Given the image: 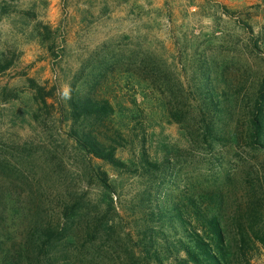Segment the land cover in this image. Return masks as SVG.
<instances>
[{"label": "rangeland", "instance_id": "1", "mask_svg": "<svg viewBox=\"0 0 264 264\" xmlns=\"http://www.w3.org/2000/svg\"><path fill=\"white\" fill-rule=\"evenodd\" d=\"M2 4L10 15L0 16V56L14 64L0 73V211L11 257L18 255L32 224L62 219L64 205L76 197L83 203L75 224L83 225L88 218L115 226L110 238L103 232L96 242L95 250L106 253L95 264L125 260L138 232V212L131 207L149 188L163 199L168 194L183 196L192 188L202 193L218 187L227 199L224 227L231 229L235 219L245 218L250 200L264 197L263 154L244 145L214 151L195 147L160 101L169 106L192 99L194 72L199 63L214 59L225 66L223 81L230 94L242 85L235 118H243L264 76V0H3ZM30 9L37 14L36 23L59 29L54 56L34 37L35 21L19 17ZM146 72L160 76L156 90L138 84ZM99 73L107 76L96 87L100 95L127 108L136 98L142 108L133 112L137 115L133 129L126 130L135 145L121 149L118 157L134 161L144 146L152 159H170L174 165L170 172L180 189L155 178L151 185L145 184L146 180L119 175L93 161L117 185L116 195H109L87 173L91 162L68 140L69 124L60 103L72 85L84 88ZM29 80L46 92L55 90L48 106L33 99ZM192 119L193 114L186 116L187 123ZM112 201L118 214L108 207ZM79 246L65 250V260L92 264L94 259H85ZM248 257L251 264H264V247L257 243ZM0 264H5L4 256Z\"/></svg>", "mask_w": 264, "mask_h": 264}, {"label": "trees", "instance_id": "2", "mask_svg": "<svg viewBox=\"0 0 264 264\" xmlns=\"http://www.w3.org/2000/svg\"><path fill=\"white\" fill-rule=\"evenodd\" d=\"M2 2L0 16L7 17L10 11ZM222 9L232 17L233 13ZM19 17L35 21L32 30L34 37L54 56L59 29L42 22L36 23L37 14L32 9L20 13ZM252 30L249 27L251 34ZM261 41L264 46V40ZM254 45L258 47L257 42ZM13 65V61L4 54L0 56V73H5ZM224 68L214 59L199 63L194 72L196 86L191 94L193 102L192 99H179L168 106L164 99L160 101L169 117L186 131L187 138L195 147L214 151L229 145H244L249 151L264 155V76L250 98L245 116L236 120L239 90L243 88L239 85L235 94L228 92L229 84L223 81ZM159 78L146 72L138 84L156 90V82L161 81ZM106 79L105 74L99 73L84 88L72 85L64 103H60L62 115L66 116L69 124L68 140L83 158L91 162L86 168L87 173L109 195H116L117 185L106 172L93 165V161L110 166L119 175L146 180L145 184L151 185L153 181L150 179L155 178L164 186L180 189L170 172L174 166L170 159H152L144 146L134 161L118 157L121 149L135 145L126 130L133 129L131 124L137 117L133 112L138 113L142 108L136 98L132 99V109L100 95L96 87ZM29 81L35 92L33 99L48 106L47 101L54 98L55 90L46 92L34 80ZM188 114H193L189 124L186 120ZM160 199L158 192L149 188L138 196L131 207L132 211L138 212V232L130 252L124 253L127 257L120 264H251L248 255L256 244L264 247V197L250 200L245 218L241 216L243 219H235L238 225L234 224L232 229L224 227L223 208L227 199L218 187L202 193L192 188V192L183 196L168 194ZM82 203V198L76 197L64 205L62 219L32 224L24 244L14 257H11L4 242L5 218L0 211V258L4 256L5 264H68L63 256L64 251L80 245V253L85 259H94L92 264H95L102 258L99 255L106 253L102 249L95 250L96 242H99L103 232L110 238L115 226H110L109 221L87 218L78 227L75 221ZM112 203L108 207L111 209L112 206L118 214L115 203ZM1 206L2 199L0 209Z\"/></svg>", "mask_w": 264, "mask_h": 264}]
</instances>
